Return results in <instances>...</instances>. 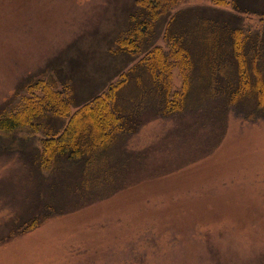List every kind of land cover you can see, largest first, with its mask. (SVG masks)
Masks as SVG:
<instances>
[{
  "label": "rangeland",
  "instance_id": "1",
  "mask_svg": "<svg viewBox=\"0 0 264 264\" xmlns=\"http://www.w3.org/2000/svg\"><path fill=\"white\" fill-rule=\"evenodd\" d=\"M135 2L0 0V106L29 80L54 79L71 85V115L126 74L118 103L131 107L140 96L137 64L164 45L169 19L141 54L117 53ZM213 4L186 0L179 8L199 6L195 16L212 18ZM250 4L264 13V0ZM243 24L264 33V15L243 16ZM201 104L167 119L144 113L139 131L116 147V189L101 199L79 197L90 192L81 191L75 172L82 165L74 180L62 173L64 159L47 172L33 163L40 140L60 133L69 115L0 134V264H264V118L215 117L213 102ZM53 197L59 214L9 237L11 222L22 223L38 211L31 204Z\"/></svg>",
  "mask_w": 264,
  "mask_h": 264
},
{
  "label": "trees",
  "instance_id": "2",
  "mask_svg": "<svg viewBox=\"0 0 264 264\" xmlns=\"http://www.w3.org/2000/svg\"><path fill=\"white\" fill-rule=\"evenodd\" d=\"M184 1L136 0L138 10L131 16L132 27L117 37V53L139 55L152 41L161 19L169 18L161 37L164 45L152 46L137 64L140 96L130 101L131 107L122 108L118 103L126 74L71 115L70 83L29 80L23 93L17 91L0 106V134L32 130L35 121L69 115L60 133L54 131L40 140L41 154L33 163L47 172L64 159L68 169L62 173L74 180L77 175L81 191H90L79 193V197L91 200L116 189V147L139 131L144 113L167 119L182 116L200 103L205 107L213 102L211 116L224 118L232 114L249 122L264 118V33L251 31L243 24V16L264 13L253 10L251 0H232L231 6L213 0L210 8L214 14L204 18L194 15L202 7L179 8ZM224 14L226 18L219 21ZM176 22L182 26L174 28ZM174 72L180 80L178 86L174 85ZM77 164L82 168L75 175ZM54 200L31 204L38 211L22 223L11 222L9 237L24 235L59 214Z\"/></svg>",
  "mask_w": 264,
  "mask_h": 264
}]
</instances>
